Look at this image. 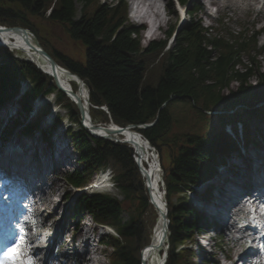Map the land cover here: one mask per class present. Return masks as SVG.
<instances>
[{"label": "trees", "instance_id": "1", "mask_svg": "<svg viewBox=\"0 0 264 264\" xmlns=\"http://www.w3.org/2000/svg\"><path fill=\"white\" fill-rule=\"evenodd\" d=\"M116 1L100 5L99 0H0V25L30 30L51 58L85 83L89 101L97 108L91 110L95 121L109 124L102 107L121 127L150 125L159 118L153 127L139 132L157 150L164 171L170 222L166 264H195L194 253L181 247L204 228L186 192L212 178L224 158L238 149V142L225 131L226 125L243 123L249 143L252 137L246 121L264 120V72L257 63L258 37L264 28L262 33L244 32L231 40L211 38L209 31L194 21L201 9L195 5L189 21L179 31L172 27L166 33L168 37L176 34L172 48L167 49V39L143 47L141 28L129 22L128 2ZM77 3L83 10L79 19ZM170 7L175 14L172 3ZM37 19L62 26L74 42L84 47V60H74L52 48L34 25ZM251 53L254 56L249 65H244L243 55ZM23 81L31 85L20 101L23 112L31 109L34 98L56 92L58 103L78 127L69 135L82 171L67 175L68 183L81 187L95 173L109 169L123 197L119 200L107 194L84 195L75 206V219L86 212L95 222L115 229L118 237L102 242L114 250L111 264H142L141 251L151 242L156 212L134 162L133 150L125 144L91 137L81 126L78 107L53 80L34 64L0 47V106L18 97ZM233 83L237 84L235 89ZM185 103L192 104L203 117L215 116L220 130L205 135L176 134L173 109ZM40 124V120L27 123L23 133L32 134ZM256 136L264 141V133ZM125 203L135 205L129 211L128 222L121 218Z\"/></svg>", "mask_w": 264, "mask_h": 264}, {"label": "rangeland", "instance_id": "2", "mask_svg": "<svg viewBox=\"0 0 264 264\" xmlns=\"http://www.w3.org/2000/svg\"><path fill=\"white\" fill-rule=\"evenodd\" d=\"M100 5L104 4H110L113 2V0H99ZM136 0H128L129 3V10H128V15L130 11V4L132 2H135ZM177 0H138L136 2H139L138 7L143 9L145 7V14L146 16H163V21L165 22V26L162 27L161 29V34H158L156 36V41H164L167 39L168 36H166V32L170 30L172 27L176 28V30H179L182 25L188 21V18L190 15L186 16L185 20L181 19L180 16H178V12L176 11V7L174 6V11L175 15H170L169 8L171 3L174 4ZM117 1L114 0V3ZM135 2V3H136ZM211 2V5L213 9L211 10L214 15H216L219 20L215 21L212 18H209L206 14L207 12V3ZM197 3L201 4L203 7V11L199 12L198 14L194 15V21L198 22L201 24L205 29L209 31L210 37L211 38H221L224 40H231L234 37L238 36L239 34L242 33H248L252 34V32H260L262 28H264V12L261 10V4L257 3L256 0H188L186 6H187V12L190 14V11L192 8L197 5ZM137 5V4H136ZM77 18L79 19L82 14V5L77 3ZM154 7V8H153ZM252 9L251 12L248 11V9ZM129 22L133 25L139 26L130 16H129ZM34 25L36 26L37 29L42 34V37L44 38L45 41H47L50 46L57 51L61 52L62 54L77 60V61H82L84 60L85 57V50L84 47L81 44H78L74 42L65 29L57 24H51L47 21L37 19L33 21ZM146 27V25H145ZM262 33V32H261ZM140 39L143 47H147L151 41H146L145 35L140 34ZM168 47L172 48L175 43L172 41H168ZM166 49V50H167ZM258 49L259 50V55L257 58V63L258 66L261 70V72H264V33H262L258 37ZM17 57H25L24 54L21 52H18L15 54ZM254 56V53H251L248 56L243 55V64L244 65H249L250 63V57ZM240 70H243V67H240ZM152 72H148V75L151 76ZM256 82V78L252 79V83ZM27 88H28V84ZM237 87L236 83L232 84V88L235 89ZM226 93H228L226 91ZM17 97L14 98L12 101H10L11 105H15L17 103ZM55 101V97L52 96L50 97L46 103H53ZM19 110L18 107H14ZM3 110V109H2ZM59 116L61 118H66L67 117V110L63 107L59 108ZM198 110L195 109V107L190 103H185V105H176L175 108L173 109V117L176 119L177 124L175 126V133L184 135V134H198V135H205L207 133H214L218 132L220 130V124L215 116H208V117H203L201 116L198 112ZM3 111H0V117L3 116ZM67 119V118H66ZM18 120L20 123H25L27 120L25 118V114H22L21 116H18ZM0 122V127H4L5 124ZM248 124V129L249 133L251 134V137L254 138L256 137V134L264 133V120L258 119V118H253L249 121H246ZM48 124L46 120L41 124L42 127H46ZM9 128L12 127V122L8 126ZM75 130H77V127H75ZM12 129V128H11ZM62 129H64V126H62ZM18 130H14V134L17 133ZM14 135L9 139V140H14ZM41 143V142H40ZM10 144V143H9ZM8 144V145H9ZM42 144V143H41ZM1 145V144H0ZM262 145H260L261 147ZM52 149V148H51ZM243 152V151H241ZM240 154V152L235 153L232 155L230 161L233 159L236 161L237 155ZM72 164H70L68 167L69 169L72 170V167L75 164L76 157L75 155H72ZM68 168L66 167L65 170ZM82 171V168L80 166L79 172ZM100 173V172H99ZM99 173L92 177V181L96 180L97 177H99ZM68 174H71V171L69 173H65V171H61L58 175L55 176H49L48 177V182H47V187L52 188L51 191L48 193V195H42V207H45L44 209L47 211L43 216V221H46L48 224H53V221L55 219L56 222H60L62 220V216H64V213L68 211V216H67V231L63 234V238H65V242L63 240L62 244H59L57 247H55V250H53V260L51 261V264H87L83 260L80 259L79 257V252L82 251L81 246L80 247H74L72 251L66 250L67 248H70L69 245H67V240H69L68 233L71 229H74L77 227L76 225L80 227H85V229H89L86 227L81 221H74V212H75V206H76V197L74 194L73 188L69 185L67 181V176ZM164 175V174H163ZM220 177H222V174H220ZM218 176V178L220 179ZM53 182H56L53 185ZM214 185H218V181H214ZM85 190H88L89 188L86 187L84 188ZM201 191V192H200ZM87 194H91L90 191H86ZM112 197L118 198L120 200H123V197L121 194L115 190L112 189L110 192H108ZM202 196V189H198V191L195 192V195H190L189 200L195 205L199 203V199ZM44 199V200H43ZM175 202V200H174ZM47 203L49 205L47 206ZM56 208L57 209V214L56 217L53 219L50 217V212ZM125 212L122 214V221L123 222H128L130 220L131 213L129 211L135 209V205H130L129 203H125ZM42 210V209H41ZM156 212V211H155ZM83 217H88L86 223L90 222V216L88 213H82L81 218ZM158 219V214L156 212V218L155 222H157ZM36 217H34V222L35 225L38 226V223L36 222ZM54 221V222H55ZM57 224V223H56ZM155 224V223H154ZM33 225V227H35ZM54 227V226H53ZM53 229V228H52ZM55 230V229H54ZM99 230L101 234V229ZM151 231H153V228H151ZM67 236V237H66ZM96 237L95 239L99 238ZM237 237H240L241 235L239 233L236 234ZM79 239H81L82 234L79 232L77 235ZM201 237V236H200ZM93 239V237H91ZM102 239V238H101ZM199 240L198 235H195L193 237V240ZM203 239V238H200ZM82 240V239H81ZM205 241V239H203ZM62 241V240H61ZM229 242H227V238L225 237L224 240L215 241L213 243V246L211 249L206 252L208 261L212 258V256H217V258L222 259L223 258V250L225 251L229 245ZM80 245V244H79ZM95 247V243H93ZM188 245V244H187ZM200 245V246H199ZM199 245L198 244H193L192 248L197 255L199 253V248L202 245V240H199ZM78 246V245H77ZM93 249V247H92ZM222 249V250H220ZM97 254L93 253L91 257L94 258V262L91 264H111L109 260L110 253L112 252L111 248L108 246H103L100 245L98 248L96 247ZM63 255L66 256V258L62 259ZM211 255V258H210ZM64 256V257H65ZM57 257L61 258V261L58 260ZM56 259V260H55ZM64 260V261H63ZM63 261V263H62ZM198 261V260H197ZM196 264V262H194ZM38 264V263H37ZM210 264L211 261H210Z\"/></svg>", "mask_w": 264, "mask_h": 264}, {"label": "bare ground", "instance_id": "3", "mask_svg": "<svg viewBox=\"0 0 264 264\" xmlns=\"http://www.w3.org/2000/svg\"><path fill=\"white\" fill-rule=\"evenodd\" d=\"M138 1V0H136ZM135 1V2H136ZM151 1V0H149ZM257 3L259 0H256ZM138 5L139 2H136ZM154 8V7H153ZM262 12H264V4L261 8ZM249 12L252 9H248ZM28 39H25L24 36L20 32H6L0 31V42L5 45H8L15 50H18L24 54H28L30 59L33 60L39 67H41L44 71H46L56 82L60 85L71 86V82L76 79L71 78L65 72L61 70H53L49 63L45 62L38 53L32 49V44L34 42V37L28 35ZM74 101H81L84 106V111L86 112V117L88 118L87 107V95L84 91V88L77 90L76 93L72 95ZM115 129V127H113ZM97 134L106 136L103 131H96ZM125 140L130 142L134 148L137 149L140 158L142 161L147 160L149 158V149L148 145L145 144L137 135L133 133H127L124 135ZM21 141L14 140L9 146H5L6 151L0 152V168L5 167L4 163L10 165L8 168V173H13L14 175L21 174L22 176H28V172L33 171V175L36 174L34 170L39 165L38 162L44 161V168L42 169H52L53 172H56L63 162L62 157H57L54 154L50 153L47 149L42 148L40 143L30 144L31 146L27 149H21V151L16 150L19 148ZM41 157V158H40ZM43 157V158H42ZM28 158V161L25 159ZM236 161L233 159L227 160L226 163L229 164L227 166L226 171L220 178V182L218 183L220 187H223V190L217 187L215 198H219V200H215L217 205L213 206L211 209L207 208V212H212V217H214L222 226H219V230L224 234L227 238V242L229 247L223 252V258L219 259L217 256L213 257V264H224L223 262H227V264H236V259L240 257L244 258L248 252L244 250V245L247 244L246 237L240 239L236 236L239 231V223L237 222L236 217H240L241 220L252 221L253 224L256 222L254 218H249V213L246 215L245 212H237L234 211L236 209V204H238L242 197L249 196L250 191V200L248 205L255 204V196H257L258 191L264 192V148H247L246 153L243 155H237ZM3 161H5L3 163ZM141 162V160H140ZM42 163V162H41ZM148 164L150 166L145 168V184H148V192L150 195V200L152 206L156 209L158 213L157 223L152 231L151 242L145 248L142 254V259L145 264H163V252L164 247L166 246V242L169 236V223H168V208L165 206V198L162 192L161 182H162V174L158 169V164L155 161L154 163L149 161ZM40 172L37 174L35 178L39 181ZM102 181V180H101ZM99 181V183L101 182ZM56 182H53V185ZM52 188H48L45 185H40L38 187V191L42 192L44 195H48ZM44 200V199H43ZM49 203H47V206ZM203 206L201 202V207ZM200 207V208H201ZM57 209L54 208L50 212V217L53 219L56 217ZM68 211L64 213L62 216V220L58 223L53 221V224H48L45 226L44 231H51L52 228L54 231L59 234V244H62L63 234L67 231V216ZM57 223V224H56ZM54 226V227H53ZM87 228H82L81 234L82 237H86L88 232ZM245 235L248 238L253 236V230L244 231ZM67 237V236H66ZM247 238V239H248ZM64 238V242H65ZM68 241V240H67ZM94 243V242H93ZM92 241L86 237L84 240V245L82 251L79 252V257L81 260L86 262L87 264H91L94 262V258L91 257L93 253L97 254L96 248L94 247ZM40 245V244H37ZM93 247V249H92ZM243 248V249H242ZM242 249V252H241ZM53 252L52 250H45L43 246H39L35 253L34 264H51L53 260ZM58 258V257H57ZM62 258H65L64 256ZM56 260V259H55ZM60 261L61 258L59 257Z\"/></svg>", "mask_w": 264, "mask_h": 264}, {"label": "water", "instance_id": "4", "mask_svg": "<svg viewBox=\"0 0 264 264\" xmlns=\"http://www.w3.org/2000/svg\"><path fill=\"white\" fill-rule=\"evenodd\" d=\"M0 31H6V32H10V33L20 32L24 36L25 39H28V37H29L28 35L33 36L30 31H28L26 29H22V28L10 29V28H5V27H0ZM32 49H34L45 62L49 63L53 70H61V71L65 72L71 78L76 79L78 81L80 87L84 86V82L78 76H75L71 72H69L68 70L61 68L57 64V62L49 56V54L43 49V47L41 46L40 42L38 41V39L36 37H34ZM77 106L79 108L81 117L84 119L86 117V112L84 111L85 106L83 105V103H81L80 99H79V101H77ZM158 120H159V118L157 117L155 122L150 124V125H146L145 129H149V128L153 127L158 122ZM91 129H100L103 131V133H105L107 135H118V134H121L123 131V130L117 129V128L114 129L113 126H107V127H103V128L91 126ZM94 137L100 138V136L95 135V134H94ZM144 176H145V172H144ZM147 188H149L148 184H147ZM142 254L143 253H141V255ZM142 264H145L143 259H142Z\"/></svg>", "mask_w": 264, "mask_h": 264}, {"label": "snow or ice", "instance_id": "5", "mask_svg": "<svg viewBox=\"0 0 264 264\" xmlns=\"http://www.w3.org/2000/svg\"><path fill=\"white\" fill-rule=\"evenodd\" d=\"M24 239L21 238L15 246L11 247L4 258H0V264H34V261L25 256L23 251Z\"/></svg>", "mask_w": 264, "mask_h": 264}, {"label": "built area", "instance_id": "6", "mask_svg": "<svg viewBox=\"0 0 264 264\" xmlns=\"http://www.w3.org/2000/svg\"><path fill=\"white\" fill-rule=\"evenodd\" d=\"M130 129L132 130V129H134V127H131ZM140 138H141V140H142L143 142H145V144H149L148 140H147L145 137L140 136ZM124 142H127V143L130 144V142H128L127 140H124ZM136 160H138V158H136Z\"/></svg>", "mask_w": 264, "mask_h": 264}]
</instances>
